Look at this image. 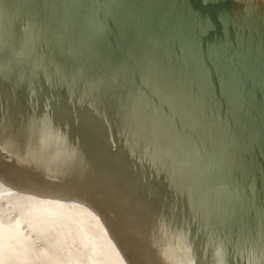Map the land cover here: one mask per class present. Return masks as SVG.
Returning <instances> with one entry per match:
<instances>
[{
    "label": "bare ground",
    "instance_id": "1",
    "mask_svg": "<svg viewBox=\"0 0 264 264\" xmlns=\"http://www.w3.org/2000/svg\"><path fill=\"white\" fill-rule=\"evenodd\" d=\"M171 1L176 18L193 25L203 38L196 63L211 68L212 77L200 66L195 71L181 63L158 34H146L149 50L143 40L137 41L140 34L128 31L130 27L105 29L109 15L100 11L89 13L100 23L87 19L86 26L95 33L110 28L112 43L106 38L79 42L91 55L92 69L78 60L66 76L61 73L63 80L47 79L40 81L41 86L20 81L21 72L14 73L10 88L19 93L24 107L37 102L51 104L49 111L66 110L60 118L49 119L59 125L75 118L83 133L78 144L77 138L63 144L53 133L58 126L50 120L44 123L43 115L29 123L25 118L13 133L0 125V133L9 138L0 148L7 154L5 161L0 156V195L8 204L0 205V264H123L127 248L122 238L129 227L122 225L125 218H106L105 205L117 190L130 187L142 193L132 199L134 203L141 205L158 191L172 194L174 202L184 201L187 209L197 205L210 221L214 218L212 226L202 224L203 236L206 243L223 242L218 251H223L224 259L215 251L210 257L194 253L182 236L175 243L177 253L197 264H264V135L238 105L264 109L259 101H264V86L235 66L237 57L264 60V4L230 0V11L221 14L227 0ZM13 13L0 11V33L9 37L6 40L26 34ZM135 49L141 58H136ZM157 51L173 59L174 67ZM4 52L0 61L12 59L23 65L14 54ZM261 70L264 73V65ZM226 78L239 85H230ZM102 88L114 93L107 98L108 94L89 96L100 94ZM103 138L119 150L109 149L107 143L102 146ZM157 198L152 202L160 230L165 226L163 214L172 223L179 218L177 211L164 210ZM187 213L201 223L199 213ZM140 219L153 225L151 217ZM141 230L137 221L135 231ZM172 255L165 264H174Z\"/></svg>",
    "mask_w": 264,
    "mask_h": 264
},
{
    "label": "water",
    "instance_id": "2",
    "mask_svg": "<svg viewBox=\"0 0 264 264\" xmlns=\"http://www.w3.org/2000/svg\"><path fill=\"white\" fill-rule=\"evenodd\" d=\"M229 4L230 0L221 4V14H223L222 12L225 9L226 11H230ZM174 7L175 4L171 0H0V11L12 10L15 18L19 19L25 25L24 31L26 32L25 35L17 33L18 35H16L17 37L14 40H6L5 38L9 37L0 33V58L4 59V51H8L14 54L15 58H19L23 62V65H21L18 61L12 59L6 60L5 62L0 61V125H3V130L8 131L7 133H13L16 126H19V122L21 124L27 119L28 122L32 118H38L42 115L41 119L44 118V123H47L50 120L49 117L51 118L54 117L53 115H57L60 118V115H63L66 111H49L47 109H49L51 104L46 105L40 103L37 105V102H35L36 104L30 103L29 106L27 104L28 107H24L19 99V93L14 92L10 88V85L13 84L10 80L15 72H21L19 77L20 81L29 80L30 83H38L52 78L56 81L63 80L59 78L63 76L61 73L66 76L71 67L78 66V60L80 62L84 61L88 70H90L92 69L90 65L91 55L84 51L85 49L79 42L81 38H97L100 42L106 38V42L112 43L108 40L111 37V34H109L110 28L105 30L109 25L114 28L117 27L119 30V26L130 27L128 29L129 32L133 31V33L135 32L134 34H140L141 37H136L138 38L137 41L140 43V40H143L142 43L145 48H148L146 45H150L148 42L150 41L149 35L146 34H158L156 35L157 38H162V40L167 41L168 45L174 50V52H171L181 63L187 64L189 68H193L195 71V68L200 66L206 71L205 74L208 78L212 77L211 68L200 62L198 64L196 63L198 48L204 42L203 38L193 25L189 23L182 24L176 18L177 15L174 12ZM98 11L101 13L106 12L109 15L108 18H104L106 23L103 24L105 29L102 33H95L93 30L92 32L86 26L87 19H93L99 22V18H94L89 15L91 12L97 13ZM223 19L225 20L226 17L223 16ZM4 21L9 22V20ZM80 24H82L83 35ZM26 36H30V38H25ZM28 39L32 41L29 42ZM65 40L67 43H64ZM115 45L117 47L119 46L118 44ZM128 47L130 48L132 45H128ZM135 51L137 52L135 53L136 58L143 56L139 50L135 49ZM148 52L153 55V52ZM157 52L163 56L161 51ZM163 57L166 59L161 58V60L169 63L167 64L168 66H172L170 61L173 62V59L168 55H164ZM212 59L220 61L217 57H212ZM237 59L238 61L235 66L245 73L252 74L257 82L259 81L264 86V73L261 70V65H264V60L250 61L247 56L237 57ZM59 60H64L65 63L59 64ZM75 60L77 62L71 65ZM173 63L176 64V62ZM69 74L71 75V72ZM226 80L230 85H239V83L233 80L227 78ZM42 84L40 82L38 86ZM106 92L102 88L100 94L91 93L89 96L99 98V95L104 96L108 94L105 97L107 98L111 93H114ZM62 96L70 98L66 94ZM52 98H54V94L51 95V101ZM228 99L237 104L234 99ZM259 101L264 106V101ZM238 105L245 108L244 114L257 125L264 135V109H259L251 103ZM29 113L33 114L30 115ZM14 121L17 124H14ZM51 121L52 126H58L53 131L55 138L62 140L63 144L72 142L83 133L75 118L69 120L64 119V122L59 123V125ZM7 133H0V148L3 147L1 141L7 142L9 140L6 137ZM63 133H66V138L61 136ZM103 140L102 146L107 143L109 144V149L119 150V146L111 143L112 140L109 138H103ZM261 141H264V136L261 137ZM77 142H79L78 138L76 144H78ZM74 145L66 154L74 150ZM114 154H118V152ZM6 155L5 152L0 151V156H3L4 161L7 160ZM101 163H104V161ZM4 188L6 190L8 189L7 186ZM135 192L136 190L132 187L117 190V195L115 194L108 199L105 205L106 218L115 220L125 218L122 225L129 227L124 231L125 235L122 238V246L127 248L125 256H123V264H165L167 263L166 258L169 253L170 255L173 254L174 258L176 256V260L170 261L171 263L197 264L195 260L190 259L188 256L177 253L175 243L179 241L180 236H182L181 238L185 242H183L184 245L194 253L201 256L202 254L205 255L206 252V256L209 255L210 257V252L215 251L220 253L218 255L221 256V259H224L222 255L223 251H218V249L222 250L223 242H205L202 224L204 221H207L210 224L209 226H212L214 218L212 221L205 218V215L201 214V210L198 209L197 205L193 209H187L184 201L174 202L172 194L160 195L156 191L155 194L151 195V201L150 199L147 202L143 201L141 206L132 201V199L138 200L142 194ZM3 196L4 194L0 195V197ZM156 197H159L156 202L160 203L164 210L167 208L170 212L177 211L178 213H175L179 218L172 223L163 214L162 219L165 221V226H162L160 230L157 228V223L155 222V218L157 220L159 219L157 217L159 212H155L157 208L156 203L152 202V199ZM3 199L5 198L0 199V205L5 208V205L8 204ZM124 201L130 202V204H126ZM150 202H152L151 206L146 207ZM189 210L196 211L200 214L199 216L202 217L201 223L195 214L191 216L187 213ZM101 216L103 217V214ZM140 216L151 217L153 225H147L144 220L140 219ZM184 220L185 222H183ZM137 221L141 223L144 229L141 232L135 231ZM123 242H126L125 245H123ZM205 244H211L214 248L209 249L204 246ZM261 252L262 249L259 250V253Z\"/></svg>",
    "mask_w": 264,
    "mask_h": 264
},
{
    "label": "rangeland",
    "instance_id": "3",
    "mask_svg": "<svg viewBox=\"0 0 264 264\" xmlns=\"http://www.w3.org/2000/svg\"><path fill=\"white\" fill-rule=\"evenodd\" d=\"M260 2H262L264 4V0H260Z\"/></svg>",
    "mask_w": 264,
    "mask_h": 264
}]
</instances>
